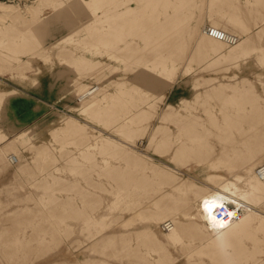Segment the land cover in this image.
<instances>
[{
  "label": "rangeland",
  "instance_id": "1",
  "mask_svg": "<svg viewBox=\"0 0 264 264\" xmlns=\"http://www.w3.org/2000/svg\"><path fill=\"white\" fill-rule=\"evenodd\" d=\"M261 163L264 0H0V264H264Z\"/></svg>",
  "mask_w": 264,
  "mask_h": 264
},
{
  "label": "clouds",
  "instance_id": "2",
  "mask_svg": "<svg viewBox=\"0 0 264 264\" xmlns=\"http://www.w3.org/2000/svg\"><path fill=\"white\" fill-rule=\"evenodd\" d=\"M218 209H222V206L205 204L203 206V211L205 213L204 219L209 224V230L214 234L219 252L226 260H229L230 246L227 239V229L230 225L225 219L220 217Z\"/></svg>",
  "mask_w": 264,
  "mask_h": 264
},
{
  "label": "bare ground",
  "instance_id": "3",
  "mask_svg": "<svg viewBox=\"0 0 264 264\" xmlns=\"http://www.w3.org/2000/svg\"><path fill=\"white\" fill-rule=\"evenodd\" d=\"M213 30V31H211ZM209 37L213 38L214 40H217V41H222V42H226L230 45H233V44H236L238 43V37L235 36V35H232V34H229L228 32H225L224 30L220 29V28H216V27H212V26H208L205 30ZM235 37L233 40H231V37ZM88 94V93H87ZM14 160V159H13ZM256 174H257V171H256ZM258 178L261 179V180H264V177L257 174ZM223 202H225V199H217V198H210L206 201L205 204H216V205H222ZM236 202V201H234ZM238 206L242 207V209L244 208V206L239 203V202H236ZM230 212L233 213V215H236L237 213L240 214L238 218H229V217H222L223 219H225L228 223H229V228L233 225H235L236 223L240 222V220H242V217H243V211L240 213L239 211L237 210H232L230 209ZM215 214V213H214ZM204 216H205V213L204 211H202V218H203V221L204 223L206 224V227L208 228L209 230V224L207 223V221L204 219ZM168 222H164L162 224V227H166L165 230H168V232L172 231L173 229L175 230L174 228V224L172 221H170L169 224H167ZM168 226V228H167ZM163 227V228H164Z\"/></svg>",
  "mask_w": 264,
  "mask_h": 264
},
{
  "label": "crops",
  "instance_id": "4",
  "mask_svg": "<svg viewBox=\"0 0 264 264\" xmlns=\"http://www.w3.org/2000/svg\"><path fill=\"white\" fill-rule=\"evenodd\" d=\"M253 78V77H252ZM255 78V77H254ZM253 78V79H254ZM253 79H251L253 82H254V80ZM41 80V79H40ZM33 86H34V88H35V86L36 85H34L33 84ZM29 88V87H28ZM24 91L25 92H23V90H22V92H21V94H20V96L21 97H24V99L25 98H28V99H38V101H41V99L42 98H46L47 96H45V95H43V94H40V93H38V91L37 90H33V89H28V90H25L24 89ZM40 99V100H39ZM30 101V100H29ZM29 101H26V100H22V99H20V101H18V102H15L14 100H13V104L11 103V106H12V113L13 114H18V113H20V112H22L24 109H25V107L27 106L25 103H30L29 104V106H31L32 107V111L33 112H35L36 113V110H37V107H39L40 105H39V102L37 103V101L36 100H34L33 101V103H32V105H31V101L29 102ZM21 103H23V104H21ZM10 106V105H9ZM16 110H15V109ZM35 110V111H34ZM17 112V113H16ZM26 119H23V120H21L20 122H19V124H23V123H25L26 121H25ZM241 222V221H240ZM240 222H238V223H240ZM238 223H236V224H238ZM235 224V225H236ZM205 226H206V224H204ZM235 225H233V226H231L230 228H228L227 229V232L228 231H230L233 227H235ZM180 229H182V228H180L179 226L177 227V229L175 228V234H178V231L180 230ZM206 229H207V227H206ZM208 231H210V230H208Z\"/></svg>",
  "mask_w": 264,
  "mask_h": 264
},
{
  "label": "built area",
  "instance_id": "5",
  "mask_svg": "<svg viewBox=\"0 0 264 264\" xmlns=\"http://www.w3.org/2000/svg\"><path fill=\"white\" fill-rule=\"evenodd\" d=\"M213 31V30H211ZM235 37H231V40H233ZM93 88V87H92ZM93 90V89H92ZM256 171H257V174L261 175L264 177V164L261 163L257 168H256ZM222 206V209H218V212H219V215L220 217H229V218H238L240 214H236V215H233V213L230 212V209L232 210H237L239 211L240 213L243 211L242 207L238 206L236 202L232 201V200H227L225 199V202H223V204L221 205ZM169 224L170 223V220L167 221ZM164 227V226H163ZM166 227H164L165 229ZM168 228V226H167Z\"/></svg>",
  "mask_w": 264,
  "mask_h": 264
}]
</instances>
